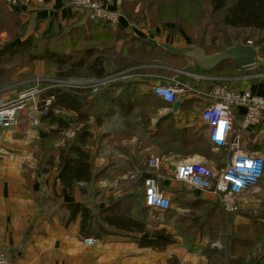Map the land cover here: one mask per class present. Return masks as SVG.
<instances>
[{
    "label": "crops",
    "instance_id": "0c3cea01",
    "mask_svg": "<svg viewBox=\"0 0 264 264\" xmlns=\"http://www.w3.org/2000/svg\"><path fill=\"white\" fill-rule=\"evenodd\" d=\"M0 1L5 2L10 11L18 13L26 22V36L31 34L38 36L64 29L81 33L90 32L86 26L84 12L73 8L69 0ZM98 1L102 7L111 11L120 10L123 2V0ZM118 26L125 34L136 40L157 47L165 58L186 60L189 65L195 64L184 55L189 49L195 48L194 46L187 48L189 45L186 38L179 40L178 37H171L168 32L159 36L149 34L123 14ZM118 26L111 28L116 30ZM3 36L5 37L1 35ZM140 69L166 72L169 68L151 65ZM184 71L194 73L185 69ZM214 71L202 75L212 77ZM157 73L142 74L145 77L131 81L139 82L137 84L139 92L149 95L150 87L156 84L157 79L154 75ZM184 78L189 77L184 75ZM255 85L260 86L255 94L264 96V81L255 83L241 81L235 89L247 88L255 95L256 87H253ZM124 95L122 86L108 88L102 95L98 123L96 124L93 118L88 122V131L93 136L88 146L91 152V167L95 173L100 172L101 176L97 182L73 184L72 192L61 187L56 168L45 167L44 164L52 146H62L75 135L72 128L65 131L62 137L52 139L48 136L51 132L50 127L43 124L35 113L27 110L20 116L21 119L16 126L8 128L0 126V249L6 253L7 264H209V258L202 254L207 237L196 240L194 249H190V246L181 242L183 240L176 236L173 227L167 225L164 218L170 215L188 217L189 209L184 206L194 203L196 199L209 200L200 190H189L185 184L173 179L172 171L175 167L193 161L214 164L191 153H170L165 156L154 143L161 130L167 131L166 134L170 136L172 134L174 136L176 131H194L197 137L209 146L206 127L196 119L198 114L196 103L191 99L179 100L182 106L178 112H173L172 105L165 104L156 97V100L148 101L155 106H150L151 109L146 113L144 108H140L143 105L142 101L123 100L131 108L128 112L124 105L117 103L122 101ZM35 118L39 122L38 126L33 124ZM40 134L46 135V138H41ZM151 157H159L163 161L158 172V181L165 197L172 202L166 212L145 206L142 185L135 186L134 189L132 186L138 178L131 184V191L126 186L130 177L136 174L143 175L146 160ZM220 165L222 166V163ZM179 200L182 203L176 206L175 202ZM68 204H85L92 209L94 225L98 223L100 210L108 206L113 208L119 206L122 211L129 212L131 218L143 221L148 230L164 229L166 233L175 235L173 236L175 243L158 251L142 248L130 238V235L115 232L97 239L98 243L95 246H86L82 240L84 237L80 235L79 217L68 226L62 223L67 214ZM182 204L185 205L181 206ZM251 206L245 204L241 214L245 215V210ZM138 209L145 210L146 215L143 217ZM153 213L160 218H153L151 221L149 215ZM242 218L238 226L247 224L249 220L247 217ZM215 244L217 243L212 245L214 249L217 248Z\"/></svg>",
    "mask_w": 264,
    "mask_h": 264
},
{
    "label": "trees",
    "instance_id": "16d2710c",
    "mask_svg": "<svg viewBox=\"0 0 264 264\" xmlns=\"http://www.w3.org/2000/svg\"><path fill=\"white\" fill-rule=\"evenodd\" d=\"M129 1L131 0H123L120 6L121 13L129 21L135 23L144 20L143 13H140V9L136 10L135 7L136 4L147 0H134L133 6H130ZM228 1L207 0L212 14L224 12L221 23L225 27L234 30L264 32V0H235L229 5ZM148 6H151V3ZM138 16L139 20L134 21ZM86 26L90 32L81 33L64 29L40 36L33 34L26 36V22L21 19L18 13L10 11L5 2L0 1V36L8 35L11 41L6 48L0 49V78L6 74L2 66L7 61L4 59L12 60L15 57L25 56H27L28 64L34 62L49 64L58 81L96 80L131 68L136 69L135 72L141 75L156 72L166 74L162 71L140 68L151 65L173 66L172 64L180 62L173 58H165L157 47L125 34L119 26L114 30L109 24L102 21H87ZM178 31L180 32L179 29ZM49 44L54 47L50 48ZM193 46L202 48L206 54L218 53L230 47L228 44L219 48L215 46L209 52L203 45L195 44ZM255 46L262 49L259 45L255 44ZM176 67L181 68L180 66ZM238 69L232 62H225L219 65L214 73L229 74ZM185 70L192 71V69ZM82 73L85 75H81ZM138 83L133 81L114 82L96 95H90L89 92L81 89H53L50 88L49 82L43 84L47 86L41 93L40 99L51 98L53 101L47 114L41 118V122L51 129L48 136H51L52 139L60 138L70 128L75 134L62 146H52L44 163L45 167L56 168L61 187L72 192L73 184L97 182L101 176L100 172L95 173L91 167V152H89L88 146L93 136L88 131V122L93 118L95 123H98L100 99L108 88L124 87V99L122 98V101L117 103L124 105L128 112L131 108L123 100L142 101L143 105L140 108H144L146 113L151 109L150 106H155L149 102L157 98L150 92L149 95L141 94L137 89ZM143 120L145 121V119ZM160 132L161 134L155 137L154 143L165 156L170 153H191L206 158L218 168L221 167V156L215 154L212 148L205 145L201 138L197 137L196 132L176 131L174 136L166 134L167 131L164 130ZM46 171L44 170V172ZM134 183L133 189L135 186L140 187L138 185H142V178L139 177ZM184 207L189 209V215L176 219L178 225L176 236L190 246V249H194L196 240L207 237L202 254L209 258V264H264V251L259 256H249L250 253H246L247 249L253 248V245L255 246L257 243L264 246V203H262V209L256 214L257 216L247 215L249 219L247 224L237 227H234L231 220L228 219L234 215H225L217 201L196 199L194 203H188ZM66 212L62 221L63 225L68 226L79 217L82 238L92 236L95 239H100L105 235L122 232L127 236L130 235V238L135 240L140 247L158 251L175 243L173 237L175 235L166 233L164 229L148 230L143 221L131 218L129 212L122 211L119 206L116 208L108 206L100 210L98 223L95 225L93 222L94 211L85 204H68ZM138 234L141 236L138 237ZM188 239L190 240L188 241ZM220 239L223 240V253L212 247ZM239 250H242L241 255H236L235 251Z\"/></svg>",
    "mask_w": 264,
    "mask_h": 264
},
{
    "label": "built area",
    "instance_id": "2783aa9c",
    "mask_svg": "<svg viewBox=\"0 0 264 264\" xmlns=\"http://www.w3.org/2000/svg\"><path fill=\"white\" fill-rule=\"evenodd\" d=\"M69 2L73 8L84 12L86 21H102L111 27L120 25L122 13L119 9L107 10L98 0ZM244 45L261 50L262 56L256 57L254 66L237 71L242 73L238 82L264 81V68L258 70L262 66L259 62L264 60L263 50L251 41ZM135 70L131 68L96 80H43L42 84L49 82L53 89H81L90 95H96L114 82H128L145 77ZM180 74L191 80L176 76L156 77V84L150 87L149 92L165 104L172 105L185 99L196 103L197 122L206 127L208 145L221 155L222 166L218 168L205 161H193L187 165L176 166L172 171L173 179L185 184L189 190H200L209 200L217 201L225 214H238L247 205L245 197L264 180V96L253 95L247 88H228L218 83L216 78L196 72L184 71ZM43 90L44 87L38 89L36 86L18 94L14 92L9 98L0 96V126H16L26 110L44 118L53 101L51 98L40 99ZM33 124L39 125L37 118L33 120ZM162 162L159 157L146 160L143 175L130 177L126 186L131 191V184L141 177L145 206L166 212L172 202L165 197L164 191L158 185V172ZM82 240L86 246H95L98 243L92 237H84ZM7 261L5 251L0 249V264H7Z\"/></svg>",
    "mask_w": 264,
    "mask_h": 264
},
{
    "label": "rangeland",
    "instance_id": "374dc122",
    "mask_svg": "<svg viewBox=\"0 0 264 264\" xmlns=\"http://www.w3.org/2000/svg\"><path fill=\"white\" fill-rule=\"evenodd\" d=\"M234 1L235 0H229L228 5ZM150 3L151 6H148ZM129 4L130 6H133L134 0L129 1ZM136 5L139 7L136 6L135 9H140V13L142 12L144 15V20H140L135 23L136 26H140L141 29L149 34L151 33L159 36L168 32L171 37H178L179 40L186 38V42L189 45V47H187L188 49L197 44L200 46L203 45L210 52L211 48H215V46L219 48L228 44L230 47H233L237 42L244 44L247 41H251L253 44L261 46L264 52V32L260 33L257 31L250 32L248 30H234L225 27L221 23L224 12L212 14L210 7H208L207 0H147ZM139 18V16L136 17L134 21H138ZM9 42L11 41L8 35L5 37L0 36V49L6 48L9 45ZM49 47L53 48L54 46L49 44ZM4 60H7L6 63L2 65L6 74L3 78H0L1 97L9 98L14 92L18 94L36 86L38 89H42L43 87L45 88L47 85L42 84L43 80L57 82V79L54 77V71L51 69L52 67L49 64H45V62H34L28 64L27 56L22 58L15 57L12 60H8L7 58ZM172 61L177 62L175 60ZM177 63L178 64H172L173 66L165 65L169 68L166 70V74L157 73L154 76L163 78L176 76L179 79H183L180 73L184 71V69H192L194 72L198 71L195 64L191 63V65H189V62L186 60ZM259 64H262V66L258 67V70L261 68L263 69L264 60L260 61ZM176 66H180L181 68ZM211 73L212 72H199L200 75ZM81 75H85V73H82ZM241 76L242 73L240 72H232L229 74L221 72L219 74H212V77L216 78L218 83L234 89L240 84L238 79ZM124 83H126V81H124ZM41 85L43 87H41ZM253 87H256L254 91L255 94L257 93L256 90L259 89L260 86L255 85ZM245 200H247V205H252L250 209L245 210V215H249L251 213L250 216H257L256 214L262 209V203H264V180L262 183L259 182L257 187L254 188V191L245 197ZM177 202H175L176 206L179 205V203H182L180 200ZM138 210L142 212L143 217L146 215L145 210ZM240 214L241 212L228 217L234 227L238 226V223L243 219L242 217H247ZM149 217L151 221H153V218H160V216L154 213L149 215ZM177 218L179 217L176 215H170V217L164 218L167 225L170 227L172 226L176 233L178 232ZM189 240L190 239H188V241ZM181 242L186 245L184 241ZM222 243L223 240L220 239L217 244H215L217 247L215 249L222 251L223 253L224 248ZM242 250H239L238 252L235 251L236 255H241L240 252H242ZM263 251L264 246L257 243V245H253V248L247 249L246 253H250L249 256H259L263 253Z\"/></svg>",
    "mask_w": 264,
    "mask_h": 264
},
{
    "label": "water",
    "instance_id": "95a60500",
    "mask_svg": "<svg viewBox=\"0 0 264 264\" xmlns=\"http://www.w3.org/2000/svg\"><path fill=\"white\" fill-rule=\"evenodd\" d=\"M184 55L187 59L194 61L200 73H209L216 70L219 65L225 62H232L239 69L252 67L256 62V57L262 56V51L237 42L233 47H227L214 54H206L202 48H193L184 53ZM181 106V101L174 102L172 104V111L178 112ZM40 135L41 138L46 136ZM83 192H86L85 189Z\"/></svg>",
    "mask_w": 264,
    "mask_h": 264
}]
</instances>
